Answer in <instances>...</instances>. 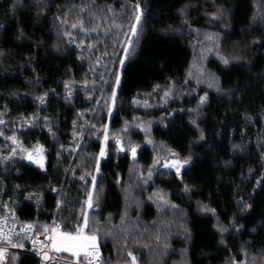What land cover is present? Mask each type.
<instances>
[{
	"label": "trees",
	"instance_id": "trees-1",
	"mask_svg": "<svg viewBox=\"0 0 264 264\" xmlns=\"http://www.w3.org/2000/svg\"><path fill=\"white\" fill-rule=\"evenodd\" d=\"M40 2L44 7L40 15H37V0H24L27 7L18 8L13 15V0H0V23L5 25L0 29V50L3 51L0 55V113L3 116L0 118L5 121L0 125L5 133L0 136V153L8 155L11 141L5 136L15 132L26 147L37 142L44 145L47 157L46 170L19 155L11 163L5 162L6 167L0 164V216H8V220L20 224L30 221L49 226L56 211L63 228L75 232L77 224L84 225L82 211H86L89 223L83 231L92 235L99 230L97 242L104 264H124L125 260H130L127 257L129 249L137 255L138 264H184L185 259L188 264H228L230 259L253 264L254 257L256 264H264L259 260V254L264 251V188L253 189L256 178L264 171L258 148V143L264 142V43L252 44L258 37L264 38V22L252 20L254 11L259 10L255 5L261 0H139L144 20L139 36L133 40L135 51L123 66L117 105L111 118L104 103L111 94L115 77L106 69L120 68L115 57L134 15L136 0ZM85 5L87 8L82 12L81 7ZM185 5L191 29L183 24L184 17L180 15ZM214 6H223L229 13V27L225 28L220 21L211 22L205 15V8L211 10ZM62 12L68 13L70 23L81 18L86 28L95 29L86 35L79 34L78 39L96 45L90 52L85 51L87 58L83 60L77 59L79 49L67 43L60 34V22L55 16ZM113 21L123 27L110 28ZM20 27L25 36L18 40ZM67 27L70 28V24ZM193 29H199V35ZM206 32L220 33L225 53L242 55L243 59L225 66L214 53H207L201 60V46L193 45L196 39L204 40ZM56 44L60 45L59 50L53 47ZM97 57L100 58L98 65L95 63ZM90 65L96 67L95 73L89 71ZM201 71L205 75L197 84L196 78ZM101 73L108 84L103 86L105 95L99 105L96 99L86 97L82 83L75 85L74 98L65 100V80L81 82L87 74L89 81H99ZM211 76L219 78L225 89L236 87L233 96H224L215 88H209ZM36 77H39L38 83ZM154 85L160 88L153 91ZM169 85L173 95L164 102L161 97ZM88 87L93 85L89 83ZM99 88L98 83L94 97L102 96ZM45 91L49 94L45 104L40 105L36 96ZM205 91L211 103L198 119L200 126L206 129V139L198 141L199 133L189 122L192 114L188 109L196 106L199 95ZM241 94L242 102H239ZM134 97L138 101L136 104ZM93 107L97 111L88 112L85 119L98 128L108 123L115 133L125 120L132 122L136 117L145 124L151 122L150 137L157 145L163 142L182 155L193 153L191 166H186L183 172L192 191H182L183 184L174 170L154 175L147 184L137 181L130 172L134 166L130 155L117 153L114 140L110 139V154L102 160L98 175L97 191L103 189L99 207L94 202L93 207L88 208L86 199L92 187L91 178L82 181L79 176L94 170L95 161L85 156L99 152V139L86 133L76 153L66 151L59 161L57 151L61 144L66 148L72 144V122L77 118V111ZM246 113L253 117L252 121H245ZM21 114L51 117L56 136L48 133L43 120L36 125L21 126ZM97 135L102 138V133ZM145 135L140 127L133 125L128 139L141 145L136 166L146 173L152 164L154 150L152 145L145 143ZM233 143H243L246 150L234 153ZM226 160L231 164L226 166ZM66 168H75L76 175L71 171L66 173ZM249 168H253L255 174L242 182L241 174L247 176ZM118 175L122 184L117 183ZM61 183L65 204L57 210L58 193L52 192L51 187H60ZM16 185H20V189H16ZM237 185L244 190L246 200L249 196L252 198L253 208L246 213H241L236 205ZM157 189H162L178 209L169 206L158 209L157 203L148 198ZM39 191L44 195L37 205L35 199L27 197ZM197 201L216 208L223 223L236 214L238 222L245 225L244 229L239 234L234 229L224 233L225 244H221V235L213 227L216 217L199 211ZM5 202H10L17 219L13 220L2 207ZM185 226L191 232V239L185 237ZM126 239L127 248L124 246ZM165 239L169 247L162 251ZM242 245L247 248V255L241 251ZM185 248L186 256L182 252ZM13 253H17L24 264H39L33 254Z\"/></svg>",
	"mask_w": 264,
	"mask_h": 264
},
{
	"label": "snow or ice",
	"instance_id": "snow-or-ice-1",
	"mask_svg": "<svg viewBox=\"0 0 264 264\" xmlns=\"http://www.w3.org/2000/svg\"><path fill=\"white\" fill-rule=\"evenodd\" d=\"M259 10L254 11L252 20L255 22L256 20H260L264 22V0H261V3L255 5ZM27 5L24 4V0H13L11 5V12L15 15L18 8H24ZM37 7V15H40L44 11V7L42 6L40 0H37L36 3ZM60 7L59 5L57 6ZM134 15L132 17L133 22L130 25V32L131 35L125 33V40L126 43H123L122 52L123 55L116 56L115 59L118 60L120 68L113 69L107 68L106 70L112 73L115 77V82L111 85V94L108 98L105 99L104 107L107 108V112L109 118H111L114 110L116 109L117 100H118V88L121 84L122 79V69L125 62L129 59L131 54L135 51L133 48V40L137 38L141 32V25L142 21L144 20V11L142 9L141 3L139 0H136L134 4ZM188 6L185 5L184 8L180 9V15L184 17L183 24L187 25L191 29V23L187 18L186 8ZM87 8V5L81 7V11L83 12ZM111 10V9H109ZM205 15L209 18L211 22L220 21L224 24L225 28L229 27V21L227 16L229 13L223 8V6H214L213 9L209 10L205 8ZM55 19L60 22V34L62 37L65 38V41L69 44L75 45L77 49H79V53L77 55V59L83 60L87 58L85 56V51L93 50L96 45L88 42L86 43L84 39H78L79 34H87L89 31H95V29H88L84 26V21L81 18H78L76 22H71L68 19V13L62 12L61 15L55 16ZM70 24V28L67 27ZM5 27L4 23H0V29ZM123 27L122 25L116 24L115 21L110 25V28H117L120 29ZM78 29V32H74L73 30ZM199 35V29H193ZM118 34V32H117ZM25 36V32L23 27L18 29V34L16 39H22ZM115 43V42H114ZM264 43V38L258 37L256 40L252 41V44H262ZM201 46V53L200 59L203 60L206 58L207 53H214L220 62L228 66L233 61H239L243 59L242 55H237L235 53H225L223 48V41L220 39V33L218 32H206L204 34V40L196 39L193 47L196 45ZM54 48L59 50L60 45L56 44L53 45ZM0 55H3V51L0 50ZM104 55H108L104 53ZM115 55V53H113ZM31 63V60L29 61ZM97 65L100 63V58L97 57L95 62ZM203 66L201 65V69ZM96 67L90 65L89 71L95 73ZM205 73L203 71L196 78L197 84H200L203 81ZM191 76V72L189 73ZM36 82H39V77H36ZM102 82V83H101ZM188 82V79H185V83ZM64 89H65V100H72L73 91L75 85L77 83H82L83 90L86 93V97L91 99L97 100V105L100 104V99L104 97V85L108 84V80L105 76L101 73L99 77V81L93 79L89 81L87 78V74H85V78L81 82H77L75 79H67L64 82ZM91 83L93 85L92 88H89L88 85ZM100 84L99 90L101 91V97H94L93 92L96 91V85ZM209 88H215L217 93H220L224 96L232 97L233 94L236 92V87L225 89L223 88L219 78L215 76L210 77V82L208 84ZM238 87V86H237ZM160 88V85H154L153 91H156ZM55 92V89L51 90ZM195 91V89H193ZM48 91L41 93L40 95L36 96V100L40 105L45 104V99L48 96ZM11 95H16V93H11ZM173 95L172 87L169 85L164 90L163 96L161 100L167 102L168 98ZM239 102H242V94L241 97L238 98ZM133 103L136 104L138 101L136 98H133ZM211 101L209 98V94L205 91L202 95H199L197 104L194 108L188 109L189 113L192 114L190 119V124L194 127V129L199 133L197 140L203 141L206 139V129L200 126V120L198 119L203 115V110L210 105ZM144 105L147 107V101H144ZM97 111L96 107L91 109H81L78 110L76 113V119L72 122V144L68 145L66 148L64 144H61L58 151H57V159L58 161L62 157L63 153L68 151L70 154L76 153L77 149L81 147V142L84 140L86 133H91L93 136H96L97 139L100 141L99 152L96 154H86L85 159L94 160L95 167L93 171H85L82 172L79 176V179L84 181L86 177L91 178L92 187L88 191V196L86 200V204L88 208H92L94 202L96 206L99 207L98 201L100 199V193L103 191L102 188L97 191L98 188V175L101 172V162L110 154V144L109 140H114L116 151L117 153L125 152L130 155L133 168L130 169V172L134 174L137 181L143 182L147 184L149 181L153 179L154 175L161 174L162 172L170 173L174 170L175 176L177 179L183 184L182 191L184 193H190L192 191V185L185 182V178L183 172L186 170V166H191L192 161L194 159L193 153L189 152L187 155H182L180 152L174 150L173 148L169 147L167 144L161 142L159 145L151 139L150 137V128L151 122H147L145 124L144 121H140L138 118L134 117L132 122L125 120L123 127L118 132H112L109 124L105 123L101 125L99 128L95 123H91L89 119H85V116L88 112L95 113ZM171 115V113H169ZM3 116V113H0V117ZM245 121H252L253 117L249 114H245L244 117ZM41 120H43L44 126L47 127L48 133L55 137L56 133L53 128V119L49 116H39L38 114H33L31 116H23L21 114V126L24 125H36ZM81 121H83L81 123ZM5 121L0 118V125L4 124ZM135 125L136 127H140L142 131L146 133L145 135V143L152 145L154 150V155L152 158V164H150L147 168V172L143 170V168L136 166L137 162V152L138 149L141 148V145L138 143L132 142L128 139L130 129ZM15 127V125H13ZM97 133H102L101 136L97 135ZM5 135V133L0 130V136ZM244 135V133H242ZM5 139L11 141L10 151L8 155H3L0 153V164H5V162L11 163L16 156H21L22 159H25L32 164L37 165L40 169L46 170L47 164V157L45 155L46 149L44 145L37 142L32 147H26L25 144L16 136L15 132L11 136H5ZM75 145V147H73ZM258 148L260 151V161L261 164L264 165V142L258 143ZM233 152H243L245 151V145L241 144H232ZM224 164L227 166L231 164L230 160L224 161ZM7 164H5V167ZM71 171L73 176L76 175L75 168H66L65 172ZM255 174V170L253 168L248 169L247 176L242 173V182L243 180H247L249 177ZM117 183L122 184L123 180L118 175L117 176ZM260 186L264 188V171L261 172V175L256 178V185L253 186L255 188ZM20 185H16V189H20ZM51 191L58 193V198L56 201V208L57 210H61L63 205L65 204V200L63 199V183H61L60 187H51ZM128 189L125 188V192L127 193ZM44 193L42 191L39 192H32L28 194V199H35L37 205L40 204V201L43 199ZM234 197L236 201L237 208L240 210L241 213H246L250 209L253 208V202L251 196L246 200L244 196V190L241 189L239 185L236 186L234 191ZM150 200H153L157 203L158 209L169 206L173 209H178V205L172 204L171 201L168 199L167 194L162 189H157L154 193L150 194L148 197ZM2 207L7 210L12 219H17L16 212L14 208L10 206V202H5ZM197 207L199 211L202 213L210 214L211 216L216 217V224L213 227L217 230V232L221 235V244H225L224 233L229 232L231 229H234L237 234L241 233L244 229L245 225L240 224L238 222V217L236 214L227 218V223H223L220 220L219 215L217 214V209L211 207L209 203H205L203 201H197ZM82 215L84 216V225L81 226L77 224V228L75 232H62L59 230L60 226L58 224L55 227H49L48 225H38L36 222L25 221L17 230L16 225L13 224L12 227L8 228L5 231V225L8 220V216H0V264H24L23 260L20 259L17 253L9 254V248L14 249H24L26 247L25 240H31L32 242V251L35 253L37 257L40 258V264H53L54 261H58L60 258L52 255L51 253H60V252H69L71 253V258L67 262V264H104L101 252H100V245L98 244V236L99 230L92 234V235H85L83 228L88 225L89 218L88 213L86 211H82ZM41 228L43 229V235L46 240L50 241V243H42L38 237L41 235ZM255 231V229H253ZM184 234L186 239H191V232L185 226L184 227ZM156 240L160 242V236H156ZM139 243V241H136ZM126 248L128 246L127 239L125 240ZM147 247V245H145ZM169 247L166 239L163 243L162 251H166ZM241 251L247 255V248L245 246H241ZM182 252L185 254L187 253V248L183 249ZM127 257L130 260H125L124 264H138V257L134 254V251L129 249L127 251ZM257 258H253V264H256ZM259 260L264 261V251L259 254ZM184 264H188V261L185 259ZM228 264H245L244 261H237L235 259H230Z\"/></svg>",
	"mask_w": 264,
	"mask_h": 264
},
{
	"label": "built area",
	"instance_id": "built-area-1",
	"mask_svg": "<svg viewBox=\"0 0 264 264\" xmlns=\"http://www.w3.org/2000/svg\"><path fill=\"white\" fill-rule=\"evenodd\" d=\"M13 224L16 225L17 230H18L19 227L22 225V223L20 224V223H17V222H15V221L7 220V223H6V225H5V231H7L8 228L12 227ZM56 224H58V225L60 226V228H59L60 231H62V232H63V231H67V230H65V229L63 228V223H62V221L60 220L58 213L55 211L54 216H53V218H52V220H51V222H50V224H49V227H50V228H51V227H55ZM79 225L82 226L81 223H80ZM76 228H77V226H76ZM68 232H72V231H68ZM42 233H43V231H41V235L38 237V239H39L42 243H50V241H48V240L45 239V237H44V235H43ZM24 242H25V244H26V247H25L24 249H14V248H9V254L11 255L13 252H21V253H30V254H33L34 256H36L35 253L32 251V242H31V240H30V239H29V240H25ZM51 254L54 255V256H56V257H58V258H60L58 261H54L53 263L67 264V262H68V261L70 260V258H71V257H68V256L58 255V254H56L55 252H53V253H51ZM36 257H37V256H36ZM37 259L39 260V264H40V258L37 257Z\"/></svg>",
	"mask_w": 264,
	"mask_h": 264
},
{
	"label": "rangeland",
	"instance_id": "rangeland-1",
	"mask_svg": "<svg viewBox=\"0 0 264 264\" xmlns=\"http://www.w3.org/2000/svg\"><path fill=\"white\" fill-rule=\"evenodd\" d=\"M133 22V19H131V21H130V23L128 24V27H127V30H126V32L125 33H127L128 35H131V32H130V25H131V23ZM127 41L125 40V34H124V37H123V40H122V44H121V48L119 49V52L117 53V56H121V55H123V52H122V47H123V43H126ZM29 162V161H28ZM31 163V162H30ZM35 165V164H34ZM35 166H37V165H35ZM38 167V166H37ZM39 168V167H38ZM42 170H44V169H42ZM87 200V199H86ZM82 220L84 221V216H83V218H82ZM85 235H89V234H86V233H84Z\"/></svg>",
	"mask_w": 264,
	"mask_h": 264
},
{
	"label": "crops",
	"instance_id": "crops-1",
	"mask_svg": "<svg viewBox=\"0 0 264 264\" xmlns=\"http://www.w3.org/2000/svg\"><path fill=\"white\" fill-rule=\"evenodd\" d=\"M63 232H68V231H63ZM58 255H63V256H71V253L69 252H60V253H56Z\"/></svg>",
	"mask_w": 264,
	"mask_h": 264
}]
</instances>
